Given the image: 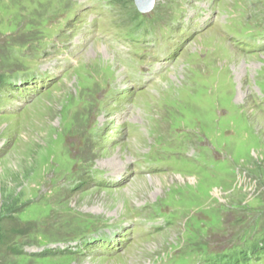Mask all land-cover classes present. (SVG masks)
Segmentation results:
<instances>
[{
	"label": "rangeland",
	"instance_id": "obj_1",
	"mask_svg": "<svg viewBox=\"0 0 264 264\" xmlns=\"http://www.w3.org/2000/svg\"><path fill=\"white\" fill-rule=\"evenodd\" d=\"M88 1L0 0L1 79L72 58L69 41L62 52L43 48L46 27L75 2ZM114 1L110 13L87 18L100 32L128 31L134 0ZM156 2L152 17L175 24L189 0ZM214 11L210 30L197 35L201 51L182 50L183 73L176 65L157 95L130 100L133 107L122 116L136 123L137 136L115 114L110 118L123 127L107 143L99 132L95 144L91 126L108 121L100 114L101 88L110 77L104 64L110 51L98 40L74 53L86 74L76 69L55 79L21 114L0 115V143L12 141L0 144V264H225L205 247L224 249L264 235V0H217ZM135 46L131 55L144 56L141 41ZM121 64L111 68L115 85L123 83ZM4 94L1 89L0 110ZM124 223L140 231L126 235L122 251L87 255L96 250L87 239L106 227L126 231ZM73 239L82 240L67 251L57 248Z\"/></svg>",
	"mask_w": 264,
	"mask_h": 264
},
{
	"label": "water",
	"instance_id": "obj_2",
	"mask_svg": "<svg viewBox=\"0 0 264 264\" xmlns=\"http://www.w3.org/2000/svg\"><path fill=\"white\" fill-rule=\"evenodd\" d=\"M134 1L137 9L142 13L149 12L153 5V0H134Z\"/></svg>",
	"mask_w": 264,
	"mask_h": 264
},
{
	"label": "bare ground",
	"instance_id": "obj_3",
	"mask_svg": "<svg viewBox=\"0 0 264 264\" xmlns=\"http://www.w3.org/2000/svg\"><path fill=\"white\" fill-rule=\"evenodd\" d=\"M95 50H96V52H99V47L96 46ZM77 105H78V104H77ZM131 142H132V141H131ZM131 142H130V143H131ZM135 181L137 182V181H139V179H137V180H135ZM138 186H139V185H138ZM132 246H133V245H132ZM132 246H131V247H132ZM130 249H131V248H130ZM132 249H133V248H132ZM136 260H137V259H136Z\"/></svg>",
	"mask_w": 264,
	"mask_h": 264
},
{
	"label": "trees",
	"instance_id": "obj_4",
	"mask_svg": "<svg viewBox=\"0 0 264 264\" xmlns=\"http://www.w3.org/2000/svg\"><path fill=\"white\" fill-rule=\"evenodd\" d=\"M0 7H3V6H0ZM0 83H1V75H0Z\"/></svg>",
	"mask_w": 264,
	"mask_h": 264
}]
</instances>
